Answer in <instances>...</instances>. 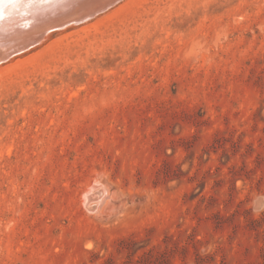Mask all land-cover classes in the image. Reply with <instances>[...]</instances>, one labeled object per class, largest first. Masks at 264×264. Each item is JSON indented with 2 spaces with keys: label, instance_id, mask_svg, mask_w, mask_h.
Instances as JSON below:
<instances>
[{
  "label": "rangeland",
  "instance_id": "obj_1",
  "mask_svg": "<svg viewBox=\"0 0 264 264\" xmlns=\"http://www.w3.org/2000/svg\"><path fill=\"white\" fill-rule=\"evenodd\" d=\"M64 30L0 64V264H264V0Z\"/></svg>",
  "mask_w": 264,
  "mask_h": 264
},
{
  "label": "bare ground",
  "instance_id": "obj_2",
  "mask_svg": "<svg viewBox=\"0 0 264 264\" xmlns=\"http://www.w3.org/2000/svg\"><path fill=\"white\" fill-rule=\"evenodd\" d=\"M118 1L0 0V63L16 53H24L30 46L43 43L54 31L66 30L79 20L89 21L88 18ZM90 13L92 15L86 20L81 19ZM88 200L91 201V197Z\"/></svg>",
  "mask_w": 264,
  "mask_h": 264
},
{
  "label": "water",
  "instance_id": "obj_3",
  "mask_svg": "<svg viewBox=\"0 0 264 264\" xmlns=\"http://www.w3.org/2000/svg\"><path fill=\"white\" fill-rule=\"evenodd\" d=\"M120 1H122V0H120ZM120 1H118L117 3H119ZM117 3H115L114 5H116ZM114 5H112V6H110L109 8H111V7H113ZM109 8H107L106 10H108ZM106 10H103V11H100V12H97L94 16H91L92 15V13H90V14H87V15H84L81 19H85V18H88V17H90V18H88L87 20H91V19H93L94 17H96L97 15H99L100 13H102V12H104V11H106ZM94 13V12H93ZM86 20V19H85ZM80 22H78V24H81V23H84V22H86V21H83V20H79ZM37 45H39V44H35L34 46H30L28 49H26V50H24V52L25 51H28V50H30V49H32L33 47H35V46H37ZM15 56L16 55H18L17 53L16 54H14ZM14 57V56H13ZM11 59V58H10ZM9 60V59H8ZM8 60H6V61H8ZM6 61H2L3 63L4 62H6ZM1 64V63H0Z\"/></svg>",
  "mask_w": 264,
  "mask_h": 264
}]
</instances>
